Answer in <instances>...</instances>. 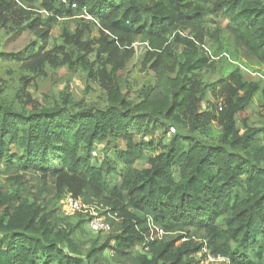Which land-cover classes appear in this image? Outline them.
I'll list each match as a JSON object with an SVG mask.
<instances>
[{
    "label": "trees",
    "instance_id": "16d2710c",
    "mask_svg": "<svg viewBox=\"0 0 264 264\" xmlns=\"http://www.w3.org/2000/svg\"><path fill=\"white\" fill-rule=\"evenodd\" d=\"M71 1L76 8L61 0H0V25L22 22L29 13L23 7L39 6L49 16L29 20L28 26L37 28V21L49 26L41 41L47 43L50 29L61 25L59 37L75 41L70 66L108 80L104 109L33 102L17 109L0 103V169L14 187H0V264H197L204 245L228 264H264V105L260 125L244 121L242 131L237 125L258 84L235 68L220 112L200 111L193 83L201 63L189 60L196 53L193 42L180 32L196 25L219 29L224 22L264 64V0ZM85 13L87 22H102L119 39L145 35L163 47L152 64L160 80L155 94L139 102L122 94L117 68L106 66L118 50L110 44L114 38L99 40L95 59L86 58L90 43L82 41L80 27ZM65 42L53 49H66ZM44 51L38 46L28 54ZM163 120L201 134V140L172 134L146 167L137 168L153 145L147 135L167 128ZM212 121L220 128H212ZM214 129L218 138L211 137ZM97 145L103 159L93 154ZM60 193L116 213L117 219H107L113 227L104 242L87 247V240L74 239L90 231L87 219L65 215L64 200L62 213L51 207L46 198Z\"/></svg>",
    "mask_w": 264,
    "mask_h": 264
},
{
    "label": "rangeland",
    "instance_id": "374dc122",
    "mask_svg": "<svg viewBox=\"0 0 264 264\" xmlns=\"http://www.w3.org/2000/svg\"><path fill=\"white\" fill-rule=\"evenodd\" d=\"M18 5L22 7L21 2H18ZM26 6L23 8L28 10L29 13L24 14L22 22L15 20L8 25H0V103L12 105L17 109L25 107L26 102H33L37 106L67 103L73 105L72 109L85 107L106 108L108 100L105 84L108 83V80L104 78L101 81L102 79L88 76L87 71L80 65L70 66L68 62V54H71L69 47L73 46L75 41L72 40L66 43L64 38L59 37L62 32L61 25L56 24L50 29L49 39L47 43H43L41 39L49 26L39 24L37 21V28L30 29L28 22L40 16L47 18L49 14L39 6ZM82 16L80 27L84 29L85 33L82 41L90 43V52L86 58L90 62L95 59V50L99 47V40L114 38L115 41L110 44L116 45L118 50H116V55L112 56V62L106 66L117 68V75L122 79L120 85L122 94L131 102H139L145 95L155 94L159 90L160 80L152 64L156 54L163 47L158 48V43L145 35L131 34L119 39L102 22L89 23L86 18L89 19L90 17L86 13ZM87 23H89V27ZM218 27L219 29L215 25L208 27L196 25L183 28L180 32L181 36L193 42L191 50L196 53L190 55L189 60L201 63V66L195 71L196 81L193 83L195 85V95L201 97L199 102L200 111L206 110L216 115L220 112V103L226 92L229 73L235 68L239 69L244 80L258 84V90L250 103L242 113L237 115V125L242 131L244 121L252 126L260 125L262 122L264 64L256 54L250 52L236 38L224 22H220ZM71 29L76 30L75 26H72ZM207 29L209 30V36L205 35ZM64 42L66 49H53L55 43L64 44ZM38 46L43 47L45 51L37 56L28 54L30 50ZM182 49V44L178 43L176 51L181 54ZM17 57H20V59H17ZM184 60L182 56L181 61ZM94 66L96 68L98 62H95ZM176 69V65L171 66V76L175 75ZM27 108H30V106ZM165 123L167 124L165 130H156L154 133L147 135L146 139L152 140L153 145L148 146L144 151V157L135 165L137 168L146 167L147 158L160 152L172 134L201 140V134L191 132L179 123ZM211 126L215 129L220 128L216 121H212ZM215 129L212 138H218ZM142 131L145 132L143 128ZM261 143L264 145V141H261ZM186 144L184 145L186 146ZM101 148L102 145H97L93 151L99 159H103ZM109 155H113V153L110 152ZM113 158L116 159V157ZM2 171L0 169V187L13 189L11 180L2 174ZM66 195L60 193L58 197L46 199L50 201L51 207H56L62 213V203ZM66 220L75 222L77 217H66ZM73 237L75 240H87V247H89L94 240L98 244L104 242L108 237V233L87 231L83 234L75 233Z\"/></svg>",
    "mask_w": 264,
    "mask_h": 264
},
{
    "label": "built area",
    "instance_id": "2783aa9c",
    "mask_svg": "<svg viewBox=\"0 0 264 264\" xmlns=\"http://www.w3.org/2000/svg\"><path fill=\"white\" fill-rule=\"evenodd\" d=\"M62 3L76 8L77 3L71 0H61ZM94 155H96L93 152ZM105 213H104V212ZM63 213L65 215L83 214L87 219V228L94 233H108L112 230V224L107 220L108 218L117 219L116 213L107 212V209L98 206L95 203L87 204L81 199L75 198L72 195H67L64 198ZM156 234L161 236L162 231L156 229ZM152 238V236H151ZM203 257L200 258L197 264H228V260L224 256L214 255L206 245L202 248Z\"/></svg>",
    "mask_w": 264,
    "mask_h": 264
}]
</instances>
